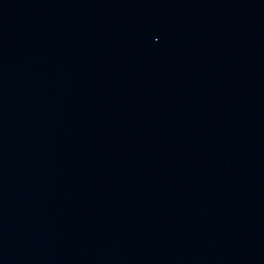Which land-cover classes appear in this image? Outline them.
<instances>
[{
	"label": "water",
	"instance_id": "1",
	"mask_svg": "<svg viewBox=\"0 0 264 264\" xmlns=\"http://www.w3.org/2000/svg\"><path fill=\"white\" fill-rule=\"evenodd\" d=\"M0 264H264V0H0Z\"/></svg>",
	"mask_w": 264,
	"mask_h": 264
}]
</instances>
